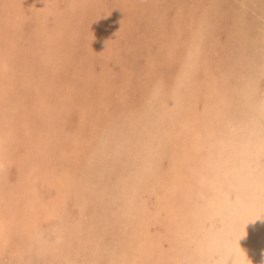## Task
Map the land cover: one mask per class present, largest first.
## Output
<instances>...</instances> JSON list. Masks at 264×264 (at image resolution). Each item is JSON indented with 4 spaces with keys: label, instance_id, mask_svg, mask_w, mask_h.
Instances as JSON below:
<instances>
[{
    "label": "bare ground",
    "instance_id": "bare-ground-1",
    "mask_svg": "<svg viewBox=\"0 0 264 264\" xmlns=\"http://www.w3.org/2000/svg\"><path fill=\"white\" fill-rule=\"evenodd\" d=\"M32 5L33 0L30 1V4L29 0L28 2L26 0L24 2L0 0V256L6 253L7 247H11V241L16 238L15 236L20 237L21 240L23 238L26 240L37 239L41 247L39 249H44L45 252L56 249V244L50 240V236L49 239L46 238L47 232L44 233L47 236L43 237V224L53 218L61 219L66 214L64 210L75 178L69 168L70 165L66 164L65 170L58 169L55 165L57 162L50 156L51 151L53 150V154L60 151L63 156H72L71 152L74 154L76 152L74 156L79 157L80 154L77 153L80 145L85 143L80 144L77 139L70 144L65 143L64 139H62L63 142L61 140L54 141L52 136L55 131L60 130L59 120H61L58 119L54 107L60 104L58 101L50 102L45 97L47 94L39 90L36 86L37 83L36 85L34 83L36 77H33L35 74L32 75V69L30 75L25 72L17 74L15 67L17 70V66L21 67L24 64L20 65L18 61L17 66L14 67L15 61L9 60L8 50L15 44L11 39L17 34L15 32V36H13L14 34L10 35L9 31L10 37L4 42L3 25L17 18L25 20L26 16L34 11L32 8L35 7ZM242 5L247 6L244 1ZM204 6L206 7V5ZM205 7L201 17L196 18V21L189 20L188 39L179 37L178 43L172 42L169 49L167 48V54L173 56L174 59L178 57V69L173 82L169 83L163 75L157 78L147 95L145 93L146 98H143L145 104L135 108L136 112L132 110L134 111L131 113H134L132 116H137L132 117L130 114L129 116L132 118L127 120L128 125L126 127L123 125L125 128L118 127L119 131L113 133L115 136L114 154L119 155V152L122 151L124 154L130 153L126 155L127 166L131 165V167L121 174L122 176L115 185V198L121 201L118 202V209H114L119 210L117 215L123 221L117 222H123V228L120 224L122 234L118 233L115 243H112V249L109 248L110 261L108 264H264V49H259L264 45V27H260V30L263 29V31L259 37L254 38L250 35L248 38L252 42L251 47L260 50L257 56L254 55L255 52H250L248 47L246 49L237 46L238 51L233 53L238 56L236 57L238 66L234 61V65L230 67H219L222 64L221 61L218 63L213 61V67L210 63L211 59L207 56L203 57L204 46L213 37L210 31L212 23L209 19L213 10H205ZM39 10L42 16L41 19L38 13V22L40 23V20L44 21L49 18V14L41 7ZM195 15L192 17L195 18ZM242 17L239 18L242 19ZM240 22L242 23V21ZM244 22H247L246 19ZM43 25L44 23L41 28ZM262 25L264 24L262 23ZM37 28L39 27H36V30ZM244 29H241V35H246L247 32ZM18 32L20 33L19 30ZM38 32L40 31L38 30ZM41 34H43L42 31ZM50 34L47 36L48 41L52 37ZM29 39L32 40V37ZM52 40L57 42V39ZM41 41L40 44L45 42L41 43ZM183 42H186L185 49L182 48ZM2 43L5 44L3 48ZM35 45L37 44H33V46ZM44 45L46 44L44 43ZM65 46H68L67 41ZM47 49L51 51L50 47ZM65 50L68 51V49ZM49 51L47 50L48 53ZM53 53L54 50L49 54ZM59 54L61 56V53ZM33 57L30 58L33 59ZM67 58L69 57L67 56ZM209 59L210 61H208ZM34 60L37 59L34 58ZM201 64L205 70L204 74L200 72ZM59 66L62 68L61 65H58V68ZM248 67L252 69L251 72L245 70ZM18 69L20 70V68ZM30 76L33 77V81ZM36 76L37 78L43 77L41 74H36ZM95 78L98 77L95 76ZM23 80L25 83L33 82L31 86H36L37 96H39L38 99L36 98L37 100L34 99L35 107L28 110L23 109L22 96L21 98L16 97L17 90H19L18 85L23 83ZM141 81L143 80L141 79ZM94 84L97 83L94 82ZM132 84L134 85V83ZM127 86L124 87L127 88ZM32 87L34 88V86ZM146 89L148 88L146 87ZM30 91L34 92L35 90ZM109 93L111 92L109 91ZM129 100L128 98V102ZM141 101H139V105ZM27 102L29 101L27 100ZM122 103L120 109H125ZM84 105L86 106V104ZM130 106L132 105L129 102ZM36 114L41 116L32 117ZM59 116L63 115L59 114ZM38 117H41L42 121H36ZM114 119L111 118L113 121ZM123 120L125 121V119ZM87 123L84 122V124ZM106 126H110V124H106ZM103 131L105 130L103 129ZM21 132L22 137L26 135L23 147L16 145ZM18 148L20 153L17 152L19 154L16 155L14 154L16 153L15 149ZM86 149L83 148V150ZM15 158L18 159L19 167L17 180L13 184H5L3 180L6 168ZM52 162L55 163L54 168ZM77 162L79 164L75 162L76 166L82 164ZM89 168L92 169V167ZM14 169L16 170V168ZM12 172L11 175L14 173ZM116 177L114 176V178ZM103 179L106 178L103 177ZM107 182L110 184V181ZM87 185L89 186V184ZM100 186L94 184L91 185V188L99 194L101 191L102 194L105 187L101 186V188ZM84 187L86 186L84 185ZM45 188L55 190V196L49 190L44 191ZM115 200L113 199V201ZM98 201L100 202V200ZM97 204L93 205L97 206ZM116 204L114 203L113 206H117ZM108 205H110L109 202ZM100 213L102 214V212ZM98 219H96L97 222ZM98 223L100 225L101 222ZM105 224L101 223L98 226L108 229ZM76 227L79 229L78 225ZM98 230L100 229L98 228ZM61 235H57V238L64 242L66 235L64 233ZM14 246L20 251L21 248ZM16 252L15 250L14 255L17 254ZM66 264H80V261H67Z\"/></svg>",
    "mask_w": 264,
    "mask_h": 264
},
{
    "label": "rangeland",
    "instance_id": "rangeland-1",
    "mask_svg": "<svg viewBox=\"0 0 264 264\" xmlns=\"http://www.w3.org/2000/svg\"><path fill=\"white\" fill-rule=\"evenodd\" d=\"M19 1L24 2L25 0ZM30 1L31 0H29V4ZM243 1L247 6L242 5ZM26 2H28V0H26ZM67 4H70V6H68ZM204 5H206V7ZM32 6L35 7L32 8L34 10L33 13H31L33 17L31 16V14H29L27 15L28 18L27 16L25 18L26 21L24 19L21 20L17 18L9 21L10 23H5V25H3L4 28H2V35L4 42L6 39H9L8 37H10V35L14 34L13 36H15V32L17 34V36L11 39L15 44L11 49L8 50V57L10 55L9 60L15 61L14 67L17 66L16 63L18 61V64H24L21 65V67L17 66V70L15 67V71L17 72V74H24L23 72H25L26 74L30 75V73L32 72L30 70L32 69L33 74H31H35L33 77H36L34 78L35 85L37 83L36 86L39 88V90L44 94H47V96L45 97H47L50 102L58 101V103L60 104L54 107V111L57 113L58 119H61L59 120L60 130L55 131L54 135L52 136L53 139H55L54 141H62V139H64L63 141H65V143L70 144L77 139V141H80V144L82 142H85L86 145L85 143H82L80 145L79 152L77 151V154H80V156L77 155L79 157L74 156L76 155V152L75 154L74 152H71L70 155H72V157L69 155L63 156L60 151L58 153L55 152L54 154L53 150L51 151V158H54L53 160L57 162L56 164L52 162V167L55 164L58 169L62 171L66 169V164L68 166L70 165L69 168L72 170V175L75 178V183H73L74 186L71 188L72 192L70 193V195L72 196H68L67 206L64 210V213L66 214H64L63 218L61 219L53 218L48 222H44L43 224V237L47 236L46 234H48L46 238L50 236V240H53V242L56 244V249L48 251L49 253L46 251V253L44 249H39L41 247L37 239L26 240V238H23L21 240L20 237L15 236L16 238L11 241V247H7L5 251L6 253H3L4 256H0V263L66 264L67 261H80V264H108L110 261L109 254L110 250L112 249L111 247L115 243L116 238L118 237V233H120L119 235L122 234V229H120L121 226L123 228V222L119 223L123 221V219H121L117 215L119 210L116 211V209H114H118V202L121 201L120 199L115 198V185H117V182L119 181L118 179L122 176L121 174H123L124 171L131 167V165L127 166L128 158L126 155L130 153L124 154V152L122 151L119 152V155H117V153L116 155L114 154L115 152L113 150L115 148V136L113 133L118 132L119 128H125L126 125H128L127 120L137 116H132L134 114H131L132 112H134L132 110H135V108L137 109L145 104L143 102L145 101V99L143 98H146L147 93L149 92L152 84L157 78L163 75L169 83L173 82L176 70L178 69V57L174 59L173 56L167 54V48L169 49V46H171L172 42L178 43L179 37L180 39H188L190 30L188 27V22L190 19L196 21V18L201 17L204 7L205 10H213V13L209 16V19L212 23L210 31L213 37L209 39L208 44L206 43V46H204L205 54L203 56H207L211 59V61L210 59L208 61H210L212 66L214 65L213 61L214 63H218V61H221L222 64L219 67L227 68V66L230 67L231 65H234L233 63L234 61L237 62L236 57L238 56H236V53L233 52L238 51L241 46L242 48L248 47L249 51H252V53L255 52L254 55L257 56L259 54L258 52H260L259 49H264V45H262L261 47L258 46L259 49H256V47L252 48V42H250L248 38L250 35H252L254 38H257L260 36V34H262L263 29L260 30V27H264V25H262V23L264 24V0H33ZM39 7H41L42 10H45L49 14V18H47L48 20H40L41 24L38 22V13L40 14ZM192 15H195V18H193ZM238 16L243 17L241 19ZM252 16L255 17L253 18ZM12 17H14L13 14ZM40 17L42 19L41 14ZM247 18L251 20L249 21ZM245 19L248 23L244 22ZM239 20L242 21V23ZM43 23L44 25L41 28ZM249 23H251L252 25ZM33 27L35 28L33 29ZM36 27L39 28H37L36 30ZM56 27L59 29V32ZM242 28H245L244 31L247 32H245L246 35H241ZM18 30L20 31V33L18 32ZM38 30L40 32H38ZM9 31L11 32L10 35ZM41 31L43 34H41ZM24 33L27 34L24 35ZM49 33H51L50 36L52 35V37H50V41H48L47 39ZM19 34L20 37H18ZM36 35H38L39 37ZM31 37L32 40L29 39ZM34 39L35 41H33ZM52 39H57V42H54V40ZM40 40L45 41L44 43L46 45H44V43L40 44ZM66 41L68 46L70 45L71 47L65 46ZM31 43L37 45L33 46V44ZM249 44L251 48L249 47ZM1 45L2 48L5 47L4 43H2ZM30 45L33 47L31 48ZM23 46L26 48H24ZM185 46L186 42H183L182 48L185 49ZM45 47H50L51 51H49V49ZM64 48L68 49V51H66ZM43 50L46 52L48 50L49 53H52L54 50V53L50 55L48 52L46 53ZM61 51L66 52L64 53ZM58 52L61 53V56ZM14 53L16 54V57ZM57 53L59 54L60 59H58L59 56ZM36 54L40 55L37 57ZM67 56L69 58H67ZM30 57H33V59H31ZM218 57L222 59H219ZM34 58H36L37 60H34ZM37 61L40 63H38ZM58 65H61L62 68L60 66L58 68ZM202 65L203 64H201L199 68L200 72L204 74L205 70ZM238 65L239 63L237 62V66ZM18 68H20V70ZM245 70H247L248 72L250 70L252 71V69L249 67ZM44 72H46L45 75H43ZM89 73H91L92 75ZM126 73L127 78L130 77L131 81L129 80V78H126ZM36 74H41V76L43 77L39 76L40 78L38 77L39 80H37L38 78ZM95 76L100 79L98 80V78H95ZM33 77L30 76V79H32V81L34 80ZM141 79L143 81H141ZM93 81L99 84H94ZM128 82L130 83L128 84ZM24 83L25 82L23 80V83H20L18 85L19 90H17L18 95H16V97L21 98L22 96L21 100L23 99L22 104H24L23 109L28 110L35 107L33 105V102H35V100H37L39 96H37L38 92L36 86L32 85L34 86V88L31 86V83L33 82L25 84ZM132 83H134V85ZM140 84L141 86H139ZM28 85L30 86L28 87ZM125 85H128L127 88L124 87ZM21 87L23 88L21 89ZM120 87L122 88L123 93ZM146 87L148 89H146ZM30 90L35 91L33 92ZM109 91L111 93H109ZM121 96L123 97V99ZM128 98L130 99V105H132L130 107ZM118 99L122 100L119 101ZM27 100L29 102H27ZM122 101H125L126 103L128 102V105L124 102L123 104ZM139 101H141L140 105ZM113 103L116 104L113 105ZM121 103L125 107V109L123 108L124 110L122 108L120 109ZM84 104H86V106ZM126 107H128L131 112H129ZM34 111L36 112L37 110L35 109ZM59 114H62L63 116L60 117ZM129 115L132 117L130 118ZM36 116L41 115L36 114L32 117ZM111 118H116L114 119V121L116 122L114 123ZM123 119H125V121ZM36 121H42L41 117L36 118ZM84 122H88L89 125L87 126L88 123L84 124ZM106 124H110V126H106ZM116 125L117 128L119 127L118 129L116 128ZM123 125H125V127ZM103 129L105 131H103ZM20 134L21 136H19V139L17 140L18 144H15L23 147V140H25L26 135L22 137V132ZM80 137L83 139H81ZM97 137L99 138V140ZM34 139H36V137H34ZM85 146L88 149H86ZM83 148L86 150H83ZM19 150V148L15 149L16 153L14 154H19ZM16 158L14 161L8 164L6 168V175L4 176L3 180L5 184H13L17 180L19 167L17 165L18 159ZM77 161L82 163L81 165H86L76 166L75 162L79 164ZM94 161L95 163H92ZM91 164L95 167L93 168ZM89 167H92V169H90ZM14 168H16V170ZM73 169H75V171H73ZM12 170L14 173L12 172ZM11 172L13 173L12 175ZM114 176L117 177L114 178ZM103 177L107 179H103L104 182H102ZM107 181H110V184ZM102 183H104L105 185H103ZM87 184H89V186ZM94 184H98L99 186L101 185L103 186V188L105 187V189H103L104 192L101 194L100 191L99 194L97 193V191H93L91 185ZM106 184L111 186H107ZM84 185L86 187H84ZM110 187L112 188L110 189ZM45 190L53 192L52 195L54 194V196L56 194V191L53 189L45 188L44 191ZM90 193H93L95 195ZM113 199L116 200L113 201ZM98 200H100V202ZM91 201L95 203H92ZM108 202L110 205H108ZM112 202L117 203V206H113L114 203L112 204ZM93 204H97V206ZM108 208L110 209L108 210ZM100 212H102V214ZM109 213L111 214L109 215ZM110 218L111 220L113 219L112 222ZM96 219H98V222L100 221L102 224L106 223L105 226L108 229L99 227L101 223L99 225ZM110 224H112L113 226H111ZM62 225H64V228L62 227ZM77 225L79 229H76ZM97 227L100 230H98ZM63 233L66 235L64 237V242L58 240L59 238H57V235L62 236L61 234ZM108 240L110 243L108 242ZM14 245H16V247L18 248H21L20 251H18L19 249H15ZM15 250L17 251L16 255H14ZM24 251H26L27 253ZM103 259L106 261H104ZM48 261L51 263H49Z\"/></svg>",
    "mask_w": 264,
    "mask_h": 264
}]
</instances>
